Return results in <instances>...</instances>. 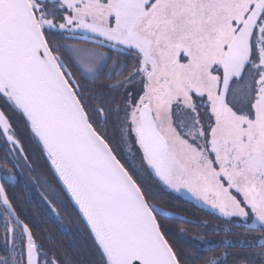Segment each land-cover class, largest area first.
<instances>
[{
	"label": "snow or ice",
	"instance_id": "obj_1",
	"mask_svg": "<svg viewBox=\"0 0 264 264\" xmlns=\"http://www.w3.org/2000/svg\"><path fill=\"white\" fill-rule=\"evenodd\" d=\"M0 145V264H66L17 204L40 160L54 184L30 179L98 264H224L174 243L194 221L159 191L243 228L259 251L232 264H264V0H0Z\"/></svg>",
	"mask_w": 264,
	"mask_h": 264
},
{
	"label": "trees",
	"instance_id": "obj_2",
	"mask_svg": "<svg viewBox=\"0 0 264 264\" xmlns=\"http://www.w3.org/2000/svg\"><path fill=\"white\" fill-rule=\"evenodd\" d=\"M70 43L86 44L80 41H70ZM105 73H107V69H105ZM117 79L118 78H115L114 76L111 81H105L102 76L98 83H113ZM56 191L61 193L63 199L67 200V197L63 196L62 190L59 187H56ZM159 196L168 203L175 205V208L170 210H174L179 215L194 221V223H180L177 221L170 222L173 232L176 233V235L173 237L174 243L186 251L193 259L197 257L222 256L225 252H227L229 255L225 259L224 264H232L233 259L239 255L259 251L258 248L249 247L246 244L241 245L240 241L246 240L244 235L233 234H243L245 231L243 228L236 227L234 224L222 220L207 210L194 207L192 203H188L183 197L177 198L163 191H159ZM161 202L162 201H157V203ZM71 210L72 214L77 215V213L72 208ZM35 214L41 213L36 211ZM65 214L69 215L71 213L67 211ZM181 229L183 230L182 234H180ZM226 229H229L230 231H226ZM248 235L257 236L259 233L250 232ZM215 240H220L223 242L228 241V244H213V241ZM205 242H211L213 245H218L217 250L214 252H205L204 249L207 247ZM84 255L85 258L83 261L80 259V253L75 255L74 258L76 259V263L98 264V257L90 238H88L87 251ZM255 259L257 258L253 257V260Z\"/></svg>",
	"mask_w": 264,
	"mask_h": 264
},
{
	"label": "flooded vegetation",
	"instance_id": "obj_3",
	"mask_svg": "<svg viewBox=\"0 0 264 264\" xmlns=\"http://www.w3.org/2000/svg\"><path fill=\"white\" fill-rule=\"evenodd\" d=\"M90 46L97 47L94 45ZM102 51L108 53V55H110L113 60L118 58L120 61H127L129 64L131 63L130 59L123 55L118 56L116 52H109L107 49H102ZM111 62L112 61L110 60L109 63L111 64ZM126 74L127 72L125 71L124 75ZM115 78L120 79L121 77L115 76ZM28 151L30 156L39 154V150L34 144L28 147ZM3 155L4 147L3 145H0V158H2ZM37 165L38 170L36 172L30 174L28 169L25 167L23 168L22 174L18 176L20 184L16 187V192L19 194L17 204L23 205L24 210L29 213V216L37 219L40 226L46 229V232L55 239L57 242V247L62 249L63 253L67 254L66 264H80L76 263V259L74 257L80 253L81 261H83L85 258L84 254L87 251L88 245L86 230H84V226L78 215L72 214L71 207L67 209H59L61 212L60 221H57L55 217L48 211L47 205L44 204L41 196V193L44 192L43 186H37L33 184L30 176L39 177L42 171L50 182L54 184V181L46 163L43 160L37 161ZM25 184L27 185L26 188L24 187ZM44 194L46 195L47 193ZM28 197H31L30 201L27 199ZM64 202L66 204L69 203V201L67 202L65 199ZM36 211H39L41 214H35ZM67 211H69L71 214H65Z\"/></svg>",
	"mask_w": 264,
	"mask_h": 264
},
{
	"label": "rangeland",
	"instance_id": "obj_4",
	"mask_svg": "<svg viewBox=\"0 0 264 264\" xmlns=\"http://www.w3.org/2000/svg\"><path fill=\"white\" fill-rule=\"evenodd\" d=\"M81 46H83V47H93V46H90V45H84V44H80ZM100 50H102V49H100ZM207 211H209L210 213H212L213 215H215V216H217V217H219L216 213H214V212H212L211 210H207ZM223 220V219H222ZM225 221V220H224ZM225 242V241H224ZM223 241H219V240H215V241H213V244H218V243H224Z\"/></svg>",
	"mask_w": 264,
	"mask_h": 264
},
{
	"label": "water",
	"instance_id": "obj_5",
	"mask_svg": "<svg viewBox=\"0 0 264 264\" xmlns=\"http://www.w3.org/2000/svg\"><path fill=\"white\" fill-rule=\"evenodd\" d=\"M80 42H83V41H80ZM86 44H91V43H86ZM91 45H94V44H91ZM94 46H96V45H94ZM106 49V48H105ZM108 50V49H107Z\"/></svg>",
	"mask_w": 264,
	"mask_h": 264
}]
</instances>
